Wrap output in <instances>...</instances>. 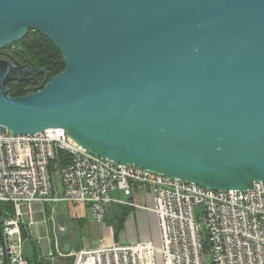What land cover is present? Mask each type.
<instances>
[{"label":"water","instance_id":"95a60500","mask_svg":"<svg viewBox=\"0 0 264 264\" xmlns=\"http://www.w3.org/2000/svg\"><path fill=\"white\" fill-rule=\"evenodd\" d=\"M30 30L65 68L0 58V132L63 128L122 164L217 190L264 186V0H0V49ZM31 71L43 82L11 96ZM56 221L67 254L77 227Z\"/></svg>","mask_w":264,"mask_h":264},{"label":"built area","instance_id":"2783aa9c","mask_svg":"<svg viewBox=\"0 0 264 264\" xmlns=\"http://www.w3.org/2000/svg\"><path fill=\"white\" fill-rule=\"evenodd\" d=\"M59 151L66 152L69 160L56 164V171L52 162ZM139 188L152 205L133 200ZM60 202L86 205L97 222L106 219L114 204L154 212L166 264H205V253L211 255L212 264H264L261 182L247 190H217L101 157L75 142L63 128L36 134L0 132V212L5 214H0V264H29L22 227L34 224L36 203ZM200 205L205 207L206 236L196 215ZM27 214L30 222L25 220ZM73 257L72 264H159L149 240L105 243L76 251Z\"/></svg>","mask_w":264,"mask_h":264},{"label":"rangeland","instance_id":"374dc122","mask_svg":"<svg viewBox=\"0 0 264 264\" xmlns=\"http://www.w3.org/2000/svg\"><path fill=\"white\" fill-rule=\"evenodd\" d=\"M20 42V41H19ZM18 43V42H17ZM13 45H16L13 44ZM12 46V45H11ZM10 47V46H8ZM54 169L57 171L58 168L56 165L54 166ZM123 198H127L125 196H122ZM136 202L143 204V205H152V202L150 201L147 193L144 192V189L139 188L138 196L134 199ZM119 205V204H115ZM77 206V207H76ZM121 207V205H119ZM82 205H75V204H68L64 202H60L58 204L51 203V204H41V203H36L33 206V213H32V220L34 221V224L31 226H27L28 229V238L23 237V251L25 257L28 259L33 260L34 259V253H33V243L31 241L32 238H35L36 240L34 241L36 244L35 245H40L43 249V253L49 256V260L52 263H58V257L54 258L52 257L51 252H55V248L50 244L49 241V234L51 235V238H53L54 241L57 240L56 245L58 246V226L56 225V219L53 218L54 213H52L53 209H57L58 212L63 213L64 215L67 216L68 218V223L72 225L74 222L72 221V216L76 215L79 213V210L82 209ZM118 207V209H120ZM129 208H122V211L120 210H115L112 209L109 211L108 217L103 221L100 222H95L92 217L90 210L87 208V214L85 213V221L88 225V229L86 230V237L84 235H81L83 238V241H88L92 243V246L95 248L97 246H100L105 243H115V242H135V241H140V240H149L151 241L155 248L156 251L158 252V263L159 264H166V260L163 255V250H162V242H161V237H160V229H159V224L157 221L156 214L152 211L145 210L142 208H135V207H130ZM135 209H138V211H135ZM45 210L48 211V214H45ZM126 213V215H124ZM136 214V224L134 221H129L127 224V220L129 215H135ZM83 215V214H82ZM196 215L198 218V221L201 226V234L203 236L207 235V232L205 230L206 226V213H205V207L203 205L197 206L196 207ZM122 216L123 220H121V228L118 233H116V224L119 222L117 217ZM131 219V218H130ZM25 220L27 222H30L31 217L29 214L25 216ZM137 225L139 226V233L136 231ZM100 227H103V233L100 232ZM113 229V236H109V229ZM136 232L139 234L137 236ZM126 234L127 236H134L132 237L133 239L127 238L126 239H120L122 237L121 235ZM89 236H91V239H89ZM30 238V239H29ZM82 246V244L80 245ZM38 256L40 255L39 252ZM55 256H58L55 254ZM71 256V253L67 254V257ZM41 257H45L43 254H41ZM53 258V260H52ZM48 259V258H47ZM71 260V259H70ZM73 261V259H72ZM71 261V263H72ZM203 261L205 264H212V257L209 253H205L203 256ZM64 264H67L66 261H63ZM32 264H35L33 262Z\"/></svg>","mask_w":264,"mask_h":264},{"label":"trees","instance_id":"16d2710c","mask_svg":"<svg viewBox=\"0 0 264 264\" xmlns=\"http://www.w3.org/2000/svg\"><path fill=\"white\" fill-rule=\"evenodd\" d=\"M16 46L18 50H21L24 52L26 56L32 59V61H36L37 63L44 66L48 71L51 72L52 77L59 72L63 71L65 68V62L63 60L62 54L60 50L56 47V45L46 36H44L39 31L30 30L28 34L18 43H16ZM7 47V48H11ZM27 85L20 84L18 86H15L12 82L7 84V88L10 89V95L11 96H20L25 93H27L26 90ZM69 160L68 154L64 151H59L56 159L52 162V168L56 164H59V166H62ZM55 178H58V175H55ZM1 205V204H0ZM8 206V205H5ZM2 207V205L0 206ZM10 208V206H8ZM124 208H129L124 207ZM1 210V208H0ZM112 210V207L110 208ZM11 212V211H10ZM2 216V212H0ZM126 215V213H124ZM118 223L116 224V233L120 231L121 228V220H123L122 216H118ZM22 236L24 238H28V229L26 226L22 227ZM27 259V258H26ZM71 259V260H70ZM74 259L73 255L65 258H58V263L56 264H64L63 261H66L67 264H72L71 261ZM29 261V264H32V262H35L36 264H55L52 263L49 258L41 257L40 255L36 253L35 261H31V259H27ZM73 262V261H72Z\"/></svg>","mask_w":264,"mask_h":264},{"label":"crops","instance_id":"0c3cea01","mask_svg":"<svg viewBox=\"0 0 264 264\" xmlns=\"http://www.w3.org/2000/svg\"><path fill=\"white\" fill-rule=\"evenodd\" d=\"M133 197V200L136 198V196H132ZM135 201V200H134ZM76 205V204H75ZM78 205H80V204H78ZM82 205V204H81ZM83 207H81L82 209H80L79 210V213L78 214H76V215H74V216H72V221L74 222L72 225H70L69 223H68V225H69V229H70V232H72V227L73 226H76L77 227V235H78V240L77 241H75L74 240V236H72V246H71V250L67 253V254H69V253H71V256L73 255V253H75L76 251H79V250H81V249H91V248H94L93 246H92V243L91 242H88V241H83V238H82V236L81 235H84V233H86V230L88 229V225H87V223H86V221H85V217H84V215H85V213L87 214V206L86 205H82ZM77 207V206H76ZM112 207V209H115V210H117L118 209V207H120L119 205L117 206V205H112L111 206ZM124 207H127V206H124V205H121V207H120V209H118V210H120V211H122V208H124ZM89 209V208H88ZM135 211H138V209H135ZM49 212L48 211H46L45 210V214H48ZM52 213H54V217H55V219H56V214L57 213H61V212H58L57 211V209H55V212L54 211H52ZM63 214V213H62ZM83 214V215H82ZM66 216V215H65ZM108 217V216H107ZM106 217V218H107ZM131 218V219H130ZM137 217H136V214L135 215H129V217H128V220H127V224L129 223V221L131 220V221H134L135 222V224H136V221H137V219H136ZM93 219V218H92ZM57 222V221H56ZM67 222H68V218H67ZM95 222H97V221H95ZM99 224H101L100 222H98ZM57 226H58V224H56ZM103 227H100V232L101 233H103ZM136 231L139 233V226L137 225V228H136ZM84 232V233H83ZM136 232V234H137V236L139 235L138 233ZM109 236L110 237H112L113 236V229H109ZM104 234V233H103ZM135 234V235H136ZM135 235L134 236H127L126 234H123V235H121L122 237H120V239L122 238L123 240L124 239H126L127 240V238H130V239H133L132 237H135ZM84 237H86V235H84ZM86 238H88V237H86ZM30 239V238H29ZM89 239H91V236H89ZM36 239L35 238H32L31 239V241H32V243H33V248H32V250H33V253H34V259L33 260H31V261H35V256H36V253L37 252H39L40 253V256H41V254H43L45 257L47 256V258H49V256L48 255H46L45 253H43L44 251H43V249H42V247L40 246V245H35L36 243L34 242ZM49 241H50V244L55 248V252L53 251V252H51L52 253V257H54V258H56V257H58V258H60L61 257V254H66V253H63V251L61 250V248H60V242H58V246L56 245V242H57V240L56 241H54L53 240V238H51V235L49 234ZM58 241H60L59 240V235H58ZM119 243H130V242H123V241H121L120 240V242ZM82 244V246H80ZM98 247V246H97ZM24 252V251H23ZM38 254V253H37ZM55 254H57L58 256H55ZM67 254H66V256H67ZM52 260H53V258H52ZM33 263V262H32ZM36 264V263H35Z\"/></svg>","mask_w":264,"mask_h":264},{"label":"flooded vegetation","instance_id":"af4514ba","mask_svg":"<svg viewBox=\"0 0 264 264\" xmlns=\"http://www.w3.org/2000/svg\"><path fill=\"white\" fill-rule=\"evenodd\" d=\"M0 58H4L13 64L20 65L23 67V70L28 71L29 69H33L36 67L43 68L47 70L44 66L41 64L37 63L36 61H32L31 58L26 56L24 52L21 50H18L16 45H12L11 48H4L0 49ZM48 71V70H47ZM27 78H30L31 80L29 82L27 81H22L21 83L17 84V82H12L15 86H18L20 84L24 85L26 84L27 87L33 86L31 84L32 78H36L38 80V83L35 84V86L40 85L43 82L44 79V74L41 72H36V71H31L29 74H27Z\"/></svg>","mask_w":264,"mask_h":264}]
</instances>
